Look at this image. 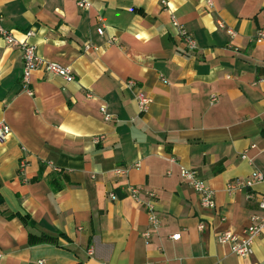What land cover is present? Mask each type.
<instances>
[{
  "label": "crops",
  "instance_id": "crops-1",
  "mask_svg": "<svg viewBox=\"0 0 264 264\" xmlns=\"http://www.w3.org/2000/svg\"><path fill=\"white\" fill-rule=\"evenodd\" d=\"M86 1L0 0L2 26L18 41L33 29L38 54L75 76L38 68L24 88L21 49L0 36V121L10 129L0 142V264H264V233L245 257L217 241L259 212L246 189L225 187L264 176V41H255L264 0ZM138 89L152 98L144 112ZM181 168L213 189L214 208ZM128 185L155 193V228L146 196L135 201Z\"/></svg>",
  "mask_w": 264,
  "mask_h": 264
},
{
  "label": "built area",
  "instance_id": "built-area-1",
  "mask_svg": "<svg viewBox=\"0 0 264 264\" xmlns=\"http://www.w3.org/2000/svg\"><path fill=\"white\" fill-rule=\"evenodd\" d=\"M76 1L77 5L80 7L88 6V2L86 0ZM205 3L207 6H210L211 0H205ZM1 21L2 18L0 15V36L7 42L8 45H18L21 49L23 60L21 81L24 88L28 87L31 73L38 68L42 69L43 71L49 74L61 76L66 81L75 80V76L72 73L70 67L46 60L38 54L36 44L28 40V38L34 34L33 29L25 31L24 39L18 41L13 36L11 30L5 29L2 26ZM172 23L177 25V22L174 18L172 19ZM218 26L222 28L223 24L219 22ZM97 32L99 34H102V28H97ZM226 32L229 35H234L235 33L231 28L226 29ZM178 33L185 46V49L187 51H194L196 49V42L191 37V35H189L183 29H179ZM255 41H264V25L257 30V33L255 35ZM127 85L135 86V83L133 81H127ZM135 99L137 103V108L141 112L146 111L150 103L152 102V98L150 97V95H148L141 89H138L135 95ZM216 100V95L213 94L210 96L211 103H214ZM100 111L103 114V118L105 120H110L112 118L111 114L106 111L105 106H102L100 108ZM9 132V127L3 121H0V142L7 137ZM102 138L103 136L95 137L94 143L100 142ZM243 157H245V155H243ZM26 164V159L22 157L19 160V171H22ZM114 171L118 174L124 173V169L122 168H116L114 169ZM180 175L188 183V185L197 193L201 206L206 208L215 207L213 189L209 187L206 182L197 174L196 170L192 168H181ZM261 182H264V176L258 171H253L250 175L245 178H237L229 181L225 187L228 193H233L240 189H246L247 199L249 201L255 202L259 210V212L253 213L251 215L250 223L241 231V233H235L229 230H225L217 235L218 243L227 245L231 252L241 257H245L252 253L253 242L255 238L259 237L262 233H264V192H257L254 190V186ZM127 192L128 195L137 202L140 201L141 194H144L146 196L144 205L147 211L149 224L153 228H155L159 222V218L155 209V193L153 191L144 190L142 187L137 185H128ZM112 195L113 194H111V196ZM203 227L204 225L202 223L198 225V229H202ZM150 235V230L142 232V236L145 239H149ZM170 237L172 239H178L180 237V233H174Z\"/></svg>",
  "mask_w": 264,
  "mask_h": 264
},
{
  "label": "trees",
  "instance_id": "trees-1",
  "mask_svg": "<svg viewBox=\"0 0 264 264\" xmlns=\"http://www.w3.org/2000/svg\"><path fill=\"white\" fill-rule=\"evenodd\" d=\"M3 205V197L0 193V207ZM23 221H25L26 224L28 225H33L34 222L30 219V217L28 215H21V214H17ZM54 237H50L48 235H40V236H36V235H33V234H30L29 236V240L30 242H37V241H43V240H53Z\"/></svg>",
  "mask_w": 264,
  "mask_h": 264
}]
</instances>
